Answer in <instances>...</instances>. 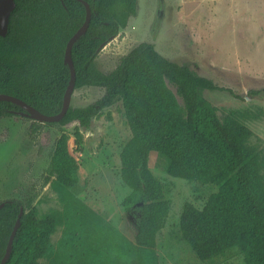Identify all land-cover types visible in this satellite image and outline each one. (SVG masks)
Masks as SVG:
<instances>
[{
    "label": "trees",
    "instance_id": "obj_1",
    "mask_svg": "<svg viewBox=\"0 0 264 264\" xmlns=\"http://www.w3.org/2000/svg\"><path fill=\"white\" fill-rule=\"evenodd\" d=\"M87 1L91 20L72 46L74 91L91 85L103 93L82 105L71 101L59 121L25 117L33 130L75 122V150H79L83 139L79 126H89L93 118L122 100L132 135L121 150L120 174L137 197L130 208L136 214L135 240H127L77 196L79 164L68 148L69 133L61 131L43 183L58 193L62 208L40 213L31 192L22 198L0 199L5 200L0 208V264H159L156 235L165 225L170 201L148 167L151 150L166 158L170 175L218 185L203 207L190 201L183 204L179 228L196 256L208 259L237 247L244 264H264V156L250 142L252 130L234 116L221 118L205 90L239 95L163 55L148 41L134 45L112 70L102 71L96 64L101 44L136 14L137 0ZM85 13L80 0H16L7 33L0 35V92L46 114L58 113L70 77L64 62L66 42ZM23 110L0 100V118L20 117ZM21 207L10 256L2 263ZM58 225H63V234L55 243L52 234Z\"/></svg>",
    "mask_w": 264,
    "mask_h": 264
},
{
    "label": "rangeland",
    "instance_id": "obj_2",
    "mask_svg": "<svg viewBox=\"0 0 264 264\" xmlns=\"http://www.w3.org/2000/svg\"><path fill=\"white\" fill-rule=\"evenodd\" d=\"M141 41L153 43L163 55L236 92L239 96L227 90H205V96L221 118L234 116L252 130L250 142L264 156V0H137L136 14L102 46L97 66L104 72L112 70ZM251 90L261 91L252 94ZM102 93V88L84 85L74 91L71 101L82 105ZM75 126L73 122L33 130L28 117L0 118V199L22 198L31 192L40 213L62 208L58 193L43 181L55 137L66 131L69 151L79 164L77 196L134 242L136 214L130 208L137 197L120 174L121 150L132 135L122 100L93 118L89 126H79L83 133L79 150H75ZM147 163L170 201L165 225L156 235L159 264H244L237 247L199 259L180 232L184 202L201 208L218 185L170 175L166 158L155 150L149 152ZM62 234L63 225H58L52 241L56 243Z\"/></svg>",
    "mask_w": 264,
    "mask_h": 264
},
{
    "label": "water",
    "instance_id": "obj_3",
    "mask_svg": "<svg viewBox=\"0 0 264 264\" xmlns=\"http://www.w3.org/2000/svg\"><path fill=\"white\" fill-rule=\"evenodd\" d=\"M86 8L85 18L82 24L77 28V30L69 37L66 42L65 52H64V62L68 64L70 69V77L64 92L63 103L60 111L55 114H46L40 110H38L33 105L29 104L25 100L5 92H0V100H9L20 105L24 110L20 111L21 116H28L32 119L44 122V121H59L64 114L66 113L68 107L71 104L72 94L74 91L75 80H76V70L74 66V62L72 59V46L73 43L86 32L90 20H91V7L87 0H80ZM16 0H0V35H5L8 30V25L10 21V15L12 10L15 8ZM106 42H103L101 46H103ZM5 204V200L0 202V208ZM23 213V207L20 208L18 216L15 220L13 228L10 232L6 250L2 257L1 262H5L10 256L12 250L13 239L15 237L16 231L21 223V215Z\"/></svg>",
    "mask_w": 264,
    "mask_h": 264
}]
</instances>
